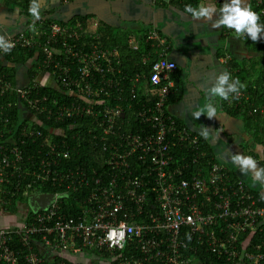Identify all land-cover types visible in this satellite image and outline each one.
I'll return each mask as SVG.
<instances>
[{"label":"built area","instance_id":"built-area-1","mask_svg":"<svg viewBox=\"0 0 264 264\" xmlns=\"http://www.w3.org/2000/svg\"><path fill=\"white\" fill-rule=\"evenodd\" d=\"M253 3L264 20V0ZM81 26L80 21L75 26L52 21L43 41L36 32H19L2 42V51L14 46H37L41 52L39 64L51 70L53 86L72 96L71 100L66 102L46 94L29 98L25 86L13 84L4 75H0V93L15 89L31 108L45 111L47 117L57 121L91 112L92 105L80 104V97L95 101L87 96L121 91L126 78L133 85L142 82L147 99H151V87H157V98L136 110L141 124L137 130H122L124 121L116 129L119 117L124 116L123 108L118 103L104 105L107 120L101 121L97 129L103 160L110 164L105 180L94 178L75 215L67 216L60 210V194L54 193L49 205L33 211L29 220L24 219L16 227H0V262L20 263L22 251L10 245L17 232L25 247L23 264L41 263L42 256L33 248L36 240L55 251L87 247L112 252L136 240L145 260L162 264H264L262 196L242 179L232 177L223 163L206 155L199 135L166 109L172 85L170 73L176 62L160 55L150 63L148 71L129 74L121 67L115 50L104 48L95 40L88 45L82 43ZM130 92H134L133 87ZM233 94L244 95L241 90ZM115 97L118 99V92ZM100 101L104 100L100 97ZM34 133L40 134V130H29L26 135ZM111 134L116 135L115 139L109 138ZM172 144L189 147L190 158L174 165ZM49 148L50 158L41 159L39 169L33 170L32 178L25 182L23 194L34 193L33 184L49 177L43 166L61 153L55 143ZM10 151L12 157L7 153L0 155V183L8 180L7 167L16 168L22 157L19 146L14 145ZM63 155H67L66 151ZM87 175L77 169L60 177L68 178L77 189L81 183L89 185ZM56 176L57 173L53 178ZM142 214L144 217H140ZM200 248L212 257L203 258ZM141 259L132 261L138 264Z\"/></svg>","mask_w":264,"mask_h":264},{"label":"trees","instance_id":"trees-1","mask_svg":"<svg viewBox=\"0 0 264 264\" xmlns=\"http://www.w3.org/2000/svg\"><path fill=\"white\" fill-rule=\"evenodd\" d=\"M4 1L8 4L17 5L22 10V13L31 15V19L35 17L33 14H30V12L36 0ZM196 2L197 0H182V4H180L184 8L191 9ZM87 18V15L77 14L64 21L61 18L49 16L47 11H45L42 12L35 21H32L24 32L26 34L36 32L39 35V40L43 41L47 37L50 22L57 21L62 25L73 24V26H75V23L80 21L82 25V29L80 30L83 35L80 41L88 45L89 41L91 42L96 39L86 35V33H90L89 27H91L92 24L87 21ZM241 23L243 25L241 34L244 44L249 50V54L243 58L231 57L228 60L227 65L229 69L227 70V79H232L235 86L239 89H244L246 96H241L237 99L235 98L237 96L234 95V97L232 96L231 98H235L238 101L227 102L229 91H225L223 95L224 98L222 99V106L230 114L241 115V118L249 125L254 139L264 148V20L258 13L257 7L252 4L248 16L242 19ZM95 30L98 32L100 31V35L104 42L109 45H113L121 38L113 28L106 24L100 25V27ZM122 45H124L123 54H121V67L123 70L129 74L149 70L150 63L154 58L143 62L141 48L136 51L135 49H130L126 42H122ZM3 55L4 60H8V62L15 64L23 63L29 58L33 60V66L29 69L30 81L25 86L27 91L26 94L29 98L40 97L46 94L47 96H57L62 101L66 102L71 100L72 96L65 94V92H62L58 87L50 84H39L31 79L35 74V66L40 65L39 59L41 52L38 51L37 46H14L4 50ZM40 67L42 66L40 65ZM14 69L15 68L9 64L7 65L0 61V75H4V77L12 81L13 84H16ZM45 70L49 73L51 72L49 68ZM131 87L134 88V92L132 93L130 92ZM178 88H180L179 85ZM151 90V99H147L143 92V83L136 82L133 85L131 81L126 78V80L123 81V89L121 91L108 90L106 91L107 93H103L98 97L92 95L87 96L90 97L89 100L93 98L95 101H88L85 98L83 101V98L80 97L82 102L78 103H90L93 107L91 112L72 114V117H65V119L58 121L53 117H47L45 111L40 112L31 108L26 99L15 89H7L0 93V155L2 153H7L12 157L10 150L14 145H17L21 148L22 156L21 159L17 161L18 165L16 168H14L13 165L7 167L8 180H4L0 183V198H2L3 205L7 210L12 212L16 211L17 202L25 204L28 195L22 192L24 184L32 178L33 170L39 169L41 159L44 156L50 158L48 154L50 150L49 147L51 144L55 143L57 146L56 149H59L61 153L58 158L51 161L49 165L44 164L43 167L46 169L44 174L49 175V177L43 181H38L37 184H33L32 190L34 192L49 191L60 194L57 198L60 210L64 214L66 213L67 216L75 215L80 204H82L83 200L86 198L87 192L91 188L90 184L94 183V178L100 176L104 181L105 175L109 172L110 164L105 163L103 160L100 150L101 140H99L97 129L101 127L99 125L101 121L105 122L107 120L104 113V105L118 103L122 106L124 116L122 115L119 117L115 124L116 129H118L121 121H124V125L121 127L122 130H137L141 127V124L136 118V110L141 107L143 103H151L157 98V87ZM117 92L118 99L115 97ZM100 97L104 101H100L99 103L98 100ZM175 98L176 97L173 96L171 92L166 98V104L174 101ZM253 108H256V111H253ZM178 121L180 120L178 119ZM29 130L30 132L32 130H40V134L34 133L28 136L26 132L28 133ZM115 137V134L109 136L110 139H115ZM199 143L201 148L206 152V155L212 156L217 160L210 144L200 135ZM65 151L67 155H63ZM171 151L174 154V165L180 164L184 159H189L191 156V151L189 147L186 146L172 144ZM131 161H133V159ZM140 166L142 167V165ZM131 167L139 169L135 165H131ZM77 169H82L88 174L87 178L89 180V185H85L84 183L77 184L80 187L74 189L73 185L69 184L68 178L62 179L60 176L65 172L68 173ZM229 171L232 177L238 178L232 170ZM55 173H57V176L53 178ZM253 190L259 194L256 189ZM148 207L149 205L146 206V208ZM33 213L32 210H28L25 219L29 220ZM140 217H144V215L142 214ZM12 239L10 245L22 251V253L19 254V264H23V251H25V247L21 244L22 237L14 233ZM33 246L34 250L40 252L39 247L36 245V241ZM65 251L75 256L74 259L67 257L63 253H59V251H55V254H40L42 255V262L40 264H134L132 261L134 258H142L141 260L143 261L138 264H162V262L158 260H145L144 253L140 250L139 243L136 240L129 241L124 248L113 252L106 249L87 247L68 249ZM87 251L91 252V257L89 258L85 257L83 254ZM198 252L202 253L203 258L212 257L208 252L203 253L205 251L202 250V248H200ZM127 259H130V261H127ZM0 264L4 263L0 262Z\"/></svg>","mask_w":264,"mask_h":264},{"label":"crops","instance_id":"crops-1","mask_svg":"<svg viewBox=\"0 0 264 264\" xmlns=\"http://www.w3.org/2000/svg\"><path fill=\"white\" fill-rule=\"evenodd\" d=\"M180 3L182 0H36L30 12L35 17L31 19L17 5L12 7L0 0V61L15 68L17 85L26 86L33 60L16 64L4 60L2 42L24 32L45 11L64 21L77 14L87 15V21L92 23L90 38L115 50L121 61L122 42L132 50L141 48L142 61L167 56L176 62L177 69L170 73L169 92L176 98L166 104V109L205 139L217 161L256 189L264 202V148L254 139L241 115L230 114L222 106L225 91H229L227 102L238 101L239 97L231 98L235 90L246 96L244 89L227 79V62L231 57L249 54L241 34V20L248 16L253 0H197L191 9ZM103 24L121 37L113 45L106 44L100 31L95 30ZM34 72V81L54 84L51 74L40 65L35 66ZM24 205L27 207L17 202V209L12 212L0 200V227L21 225L31 210L27 201ZM36 245L39 254L55 252L41 240H36ZM59 253L75 257L65 250Z\"/></svg>","mask_w":264,"mask_h":264},{"label":"water","instance_id":"water-1","mask_svg":"<svg viewBox=\"0 0 264 264\" xmlns=\"http://www.w3.org/2000/svg\"><path fill=\"white\" fill-rule=\"evenodd\" d=\"M55 195L49 191H38L27 196V203L31 210L36 211L47 207Z\"/></svg>","mask_w":264,"mask_h":264},{"label":"rangeland","instance_id":"rangeland-1","mask_svg":"<svg viewBox=\"0 0 264 264\" xmlns=\"http://www.w3.org/2000/svg\"><path fill=\"white\" fill-rule=\"evenodd\" d=\"M10 6L13 7L14 4H11ZM83 254H84V256L87 257V258L91 257V252H88V251H87V252H85V253H83ZM83 254H82V255H83ZM76 256H78V255H76Z\"/></svg>","mask_w":264,"mask_h":264},{"label":"flooded vegetation","instance_id":"flooded-vegetation-1","mask_svg":"<svg viewBox=\"0 0 264 264\" xmlns=\"http://www.w3.org/2000/svg\"><path fill=\"white\" fill-rule=\"evenodd\" d=\"M22 206L27 207L26 205L22 204Z\"/></svg>","mask_w":264,"mask_h":264},{"label":"clouds","instance_id":"clouds-1","mask_svg":"<svg viewBox=\"0 0 264 264\" xmlns=\"http://www.w3.org/2000/svg\"><path fill=\"white\" fill-rule=\"evenodd\" d=\"M26 201H27V199H26Z\"/></svg>","mask_w":264,"mask_h":264}]
</instances>
